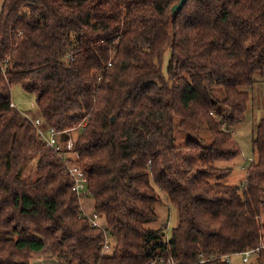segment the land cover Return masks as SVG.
Returning a JSON list of instances; mask_svg holds the SVG:
<instances>
[{"label": "trees", "instance_id": "1", "mask_svg": "<svg viewBox=\"0 0 264 264\" xmlns=\"http://www.w3.org/2000/svg\"><path fill=\"white\" fill-rule=\"evenodd\" d=\"M176 2L1 0L0 264L39 251L58 264H229L220 257L264 243V118L245 180L220 183L231 169L217 166L241 156L232 128L264 72V0H187L173 18ZM13 85L35 96L43 130L77 129L75 162L112 239L104 255L62 158L12 106ZM202 125L210 146L175 145V128ZM33 156L36 177L22 178ZM157 190L179 217L166 241V226L146 227ZM249 264H264V248Z\"/></svg>", "mask_w": 264, "mask_h": 264}, {"label": "rangeland", "instance_id": "2", "mask_svg": "<svg viewBox=\"0 0 264 264\" xmlns=\"http://www.w3.org/2000/svg\"><path fill=\"white\" fill-rule=\"evenodd\" d=\"M1 4V0H0ZM165 57L163 70L166 69ZM251 93V99L248 104V109L245 112V121L235 128H232L234 139L238 142L241 149V156L231 162L218 163V167H230L231 173L224 181L220 182L225 185H237L246 178V169L251 162L252 157V130L255 129L260 119L264 118V72L259 73L253 86L248 88ZM11 99L14 107L21 113H25L31 119L38 115V108L35 102V96L24 92L20 85H13L11 87ZM77 135V129L71 132V137L74 139ZM195 140L200 142L203 146L208 147L212 142V136L205 125H202L200 131L196 135L185 134L178 128L174 129V142L175 145L181 146L188 140ZM36 163L35 156L29 158L20 168V176L22 178H35L36 177ZM157 194L159 200L154 205L156 213V220L152 223L146 224V227L157 229L166 226L163 232V240L166 241L169 237L171 228L175 227L178 223L179 217L177 209L172 207L165 196L158 190ZM84 200V201H83ZM81 206L85 211L89 212L93 208V200L89 196L82 199ZM263 225L262 235L264 240V214L261 220ZM112 242V241H111ZM229 264H243L242 256L235 254L231 257Z\"/></svg>", "mask_w": 264, "mask_h": 264}, {"label": "built area", "instance_id": "3", "mask_svg": "<svg viewBox=\"0 0 264 264\" xmlns=\"http://www.w3.org/2000/svg\"><path fill=\"white\" fill-rule=\"evenodd\" d=\"M12 106H14L13 103ZM24 116L35 127L40 139L43 140V142L54 152L58 153L59 157L62 158L63 173L65 175H68L73 180L72 191L75 193L80 203V217L86 218L89 221L91 227L100 229L103 232L104 241L102 243L101 255H104L105 253L111 250L112 247L111 236L108 230L105 229L104 224L100 222V218L98 214H96L94 210L90 212H86L81 206V201L82 199L88 196V192L86 188L87 180L84 177L80 167L75 162L77 158V154L75 153L73 147L74 139H72L71 137V132L75 130V128L67 129L62 132L54 131L51 128H47L43 130L41 128L42 121L39 118L31 119L25 113ZM261 248H264V243H262L256 248L246 249L243 252L239 253V255L242 256L243 264H249L251 259L259 254ZM200 256H201L200 261L197 262V264L198 263L203 264L206 261H208V259L204 257L202 254ZM232 256H223L220 258H222V260L225 263H230ZM156 262H158L159 264H182L179 261H176L170 255L164 257L158 256L154 260H152L149 264H156Z\"/></svg>", "mask_w": 264, "mask_h": 264}, {"label": "crops", "instance_id": "4", "mask_svg": "<svg viewBox=\"0 0 264 264\" xmlns=\"http://www.w3.org/2000/svg\"><path fill=\"white\" fill-rule=\"evenodd\" d=\"M90 211H93V209H91ZM30 264H58V262H57L56 258L48 256V255L44 254L42 251H39V252H36L32 255Z\"/></svg>", "mask_w": 264, "mask_h": 264}, {"label": "water", "instance_id": "5", "mask_svg": "<svg viewBox=\"0 0 264 264\" xmlns=\"http://www.w3.org/2000/svg\"><path fill=\"white\" fill-rule=\"evenodd\" d=\"M186 1L187 0H177V2L172 5L170 14L173 18L180 12Z\"/></svg>", "mask_w": 264, "mask_h": 264}]
</instances>
